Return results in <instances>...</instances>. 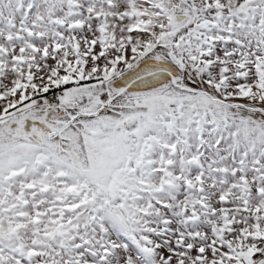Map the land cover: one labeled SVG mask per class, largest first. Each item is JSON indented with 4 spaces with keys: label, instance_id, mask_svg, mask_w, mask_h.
Segmentation results:
<instances>
[{
    "label": "snow or ice",
    "instance_id": "1",
    "mask_svg": "<svg viewBox=\"0 0 264 264\" xmlns=\"http://www.w3.org/2000/svg\"><path fill=\"white\" fill-rule=\"evenodd\" d=\"M0 264H264V0H0Z\"/></svg>",
    "mask_w": 264,
    "mask_h": 264
}]
</instances>
